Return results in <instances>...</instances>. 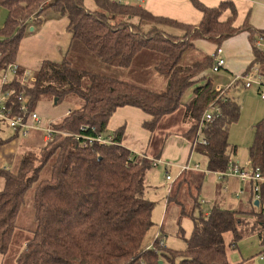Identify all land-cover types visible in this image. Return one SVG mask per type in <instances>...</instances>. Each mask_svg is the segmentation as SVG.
<instances>
[{"label": "trees", "instance_id": "1", "mask_svg": "<svg viewBox=\"0 0 264 264\" xmlns=\"http://www.w3.org/2000/svg\"><path fill=\"white\" fill-rule=\"evenodd\" d=\"M94 1L95 9L88 8L85 0H0V6L8 10L0 27V72L15 63L31 23L38 25L46 6L68 19L67 30L71 33L61 61H43L33 71L32 79L26 77V81H22L25 69L19 68L12 82L3 85L2 92H10L11 115L23 113L20 93L28 98V111L49 99L54 103L57 98V105L69 95L81 100L80 106L52 121L54 128L73 135L58 133L44 141L43 132H35L31 137H37V143L20 155L18 168H0L4 180L0 189V255L8 253L27 192L33 190L35 227L15 264H251V258L232 262L228 253L238 248L240 226L248 223V216H254L262 228L258 236L260 253L264 254V185L260 197L255 198L259 211L244 212L215 204L207 216L198 201L191 210L180 201V187L171 190L169 201L179 204L180 218H192V233L185 237L182 232L185 247L180 250L165 246L161 233L151 247H144L155 207V201L146 195L152 160L122 144L124 128L108 134L107 126L117 108L135 106L150 116L143 126L154 132L165 116L183 104L185 115L192 121L187 133L192 134L202 124L206 143H198L195 150L207 156V170L227 171L238 151L237 145L229 141L230 129L241 113L239 101L229 91L240 84L245 87V82L237 79L228 89H216L205 74L213 68L214 59L199 50L196 42L206 40L219 47L246 31L253 61L243 75L255 67L264 75V51L255 45L256 31L248 18L236 24L234 1L209 7L200 0H190L202 12L198 24L154 14L138 2ZM227 10L230 15L223 19ZM71 52L119 67H130L140 53L150 56L159 52L164 57L155 69L166 77V86L154 90L78 68L68 58ZM190 54L197 58L187 62ZM202 79L205 83L195 86L192 98L183 102L185 91ZM212 108L214 120L206 122L204 114ZM75 134L112 135L113 143H90L74 138ZM15 138L17 134L0 139V144ZM84 142H89L86 147ZM248 154L252 167L264 173V119L255 126ZM228 234L232 235L230 240Z\"/></svg>", "mask_w": 264, "mask_h": 264}, {"label": "crops", "instance_id": "2", "mask_svg": "<svg viewBox=\"0 0 264 264\" xmlns=\"http://www.w3.org/2000/svg\"><path fill=\"white\" fill-rule=\"evenodd\" d=\"M124 1L130 3L138 2L154 14L175 18L181 22L198 24L202 19V12L195 8L190 0ZM200 1L209 7L218 6L222 1H234L238 13L236 24L241 25L248 18L251 27L256 31L255 45L264 51V0ZM42 15L39 17L40 21L38 25L31 23L28 30V32H30H27L25 38H23L15 61L20 68H24L25 71H28L31 77L33 71L38 70L43 61H61L67 53L68 45L71 40V33L67 30L68 19L66 17L52 16L50 19H45L42 18ZM228 15H230V10L225 11L223 19ZM31 27L33 28L31 29ZM261 31L263 32L261 33ZM211 44L213 45V43L206 40H198L196 42L197 48L208 55H212L217 47V45L213 47L214 45L212 46ZM221 46L224 51L223 56L226 62L224 70H227L234 77L243 75L253 61V51L249 33L246 31L240 32L225 40ZM165 83L166 81H161L159 87ZM216 86L218 87V85ZM2 88L3 85L0 79V92H2ZM49 101L50 100L43 101L37 105L36 110L38 113L44 115L42 111L49 112L56 116L55 119L58 120L67 115L68 110L71 109L67 108L64 102L60 104L64 106L62 109H50L49 111L47 105L58 106ZM184 111L185 109H181L180 111L165 116L158 124L156 130L150 132L143 126L144 122L150 118L145 111L135 106H122L117 108L115 113L111 116L107 126V132L111 134L120 128H124L122 144L125 147L137 155H145L149 158L159 159L160 163L154 168L163 166L165 168V174L169 173V169L170 171L171 169H179L175 181L170 183L169 192H171V190H176L178 187H180L181 191L182 186L188 184V187H191L193 195H196L195 201H197L198 195L201 193L204 181L206 180V172L203 173L195 169L187 171L182 170L183 166L190 162L193 151H196L193 143V133H187L192 125V121L184 115ZM179 113L183 121L181 119L172 121L173 115ZM167 121H169V124H166ZM35 132L38 133V131L35 130L28 137H24L28 139L29 146L37 143V137L36 139H32L31 137ZM0 133L6 134V136L0 135V139H5L14 135V133L7 130L5 127L0 129ZM24 138H15L2 144L14 143ZM161 138L163 141L158 144L157 140ZM0 149H2V152L6 153L9 147L5 144V146H2ZM249 161L250 158L248 154V162ZM1 165L0 162V168L2 167ZM150 171L147 173L146 180L150 175ZM208 172L216 176L213 179L216 184V189L213 194V205L221 204L226 208L237 209L244 212L255 211L252 205L255 204L257 199L255 200L252 186L249 182L242 181L237 175H230L221 179L217 173ZM148 186L151 185L148 184ZM199 190L200 193L198 194L197 192ZM194 191L197 194H195ZM241 198L245 200L243 203H241ZM198 202L200 203V201ZM167 203V208H165L166 212L168 211V206L174 202L168 199ZM200 206L202 208L201 203ZM250 208H252V210H249ZM210 209L206 212L204 211L206 216L209 214Z\"/></svg>", "mask_w": 264, "mask_h": 264}, {"label": "rangeland", "instance_id": "3", "mask_svg": "<svg viewBox=\"0 0 264 264\" xmlns=\"http://www.w3.org/2000/svg\"><path fill=\"white\" fill-rule=\"evenodd\" d=\"M85 5L91 9L96 8L94 0H85ZM52 16L61 17V15L55 12L50 6H46L42 18L50 19ZM7 17L8 10L3 6H0V27L4 25ZM33 24H35V22ZM213 45V47L216 46L215 43H213ZM200 54L201 53L197 50V56H200ZM197 56L190 54L186 58V61L190 62L197 58ZM163 57L164 55L159 52H156L150 56L147 54V52H143L136 56L130 67H119L108 65L102 62L99 58L90 55H82L75 52H71L68 55L71 63L78 68L88 69L96 73L121 78L144 86H149V88L154 90H160L166 86L165 83L159 87L161 81H166V77L159 74L155 69V65ZM251 73L252 72H250L248 75H244L243 81H246L247 76H250V79H255L256 75H252ZM205 74L206 79H212L214 84L221 86L223 89H228L236 81L235 77L227 70H224V68H222L219 72H214L212 69H209ZM206 79L200 80L192 87L187 89L183 94L182 101H189L193 96L194 87L204 84ZM229 92L232 96L237 98L241 105L240 117L238 121L231 126L229 134L230 143L232 145H237L238 147L237 154L232 160L240 166H246L248 163V150L254 140L255 126L264 119V101L261 99V93L258 92L256 84H254L251 88L244 87L240 84L235 89L232 87ZM49 100L51 101V99ZM65 103L67 108H74L80 106L81 100L74 95H69L66 97ZM62 107L64 106L47 105L49 111L50 109L60 110ZM181 109H185L183 104L177 111H180ZM42 112L44 115H41L40 113L39 114L45 122L57 121V119H55L56 116L46 111ZM181 117L182 116H180V113L175 114L173 115L172 121L175 119H181L183 121V118ZM166 124H169V121H167ZM0 135L6 136L5 133H0ZM162 141V138L158 139L157 143L159 144ZM5 144L9 147V150L4 153L1 151L2 149H0L1 166L17 169L20 155L26 149H29L32 146L28 145V139L26 138L19 139L14 143L10 142ZM5 144H0V148L5 146ZM207 162L208 158L206 155H203L197 151H193L190 162L187 163L191 169L192 167L199 165L200 171L203 173L206 172V180L204 181L202 191L201 193L200 190L197 192L198 194L200 193L198 195L197 201H200L202 204V209L205 212L208 211L213 205V194L216 189V184L213 181L216 176L208 172L206 167ZM177 171H179V169H171V171L169 169V173L165 174V168L163 166H160L159 168L153 167L146 180V195L155 201V207L152 213L153 225L145 235L143 242L144 247H151V245L154 244V241L162 234L165 240V246H167L169 249L180 250L185 247V241L182 232H184L185 237H189L191 235L193 230V220L188 216L180 218V206L178 203H171V205L168 206V211L166 212L165 210V208H167V201L170 196V183L175 181L178 174ZM167 175L171 176V181H167ZM148 184L152 187L148 186ZM3 185L4 180L2 177H0V189L3 188ZM180 192V201L184 203L189 210L193 209L196 195H193L191 187H188V184L183 185ZM32 199L33 190H30L27 192L25 204L20 211L17 221V228L15 230L10 249L6 255H0V264H15L18 253L24 248L26 241L32 236V230L35 227ZM243 201L245 200L241 198V203H243ZM252 208L255 211L260 210V208L256 207L254 204L252 205ZM252 208L249 210H252ZM195 213L198 214L199 211L197 210ZM247 221V224L240 226L239 232L241 237L238 239V248L229 249L228 256L232 262L251 258L249 263L258 264L261 256L263 255V253H260L262 246L258 236L262 228L257 224L256 217L254 216H248ZM231 238L232 235L228 234L227 239L230 240Z\"/></svg>", "mask_w": 264, "mask_h": 264}, {"label": "built area", "instance_id": "4", "mask_svg": "<svg viewBox=\"0 0 264 264\" xmlns=\"http://www.w3.org/2000/svg\"><path fill=\"white\" fill-rule=\"evenodd\" d=\"M223 48L219 46L215 49L212 54L214 59V66L212 70L214 72H219L222 68H224L226 62L223 56ZM19 66L16 63H12L6 69L0 72V79L2 85L8 84L12 82L14 76L18 74ZM252 75H256L255 79H250V76L246 78V81H243L244 75H238L235 77L237 80H242L245 82V87L251 88L254 84L257 85V89L261 93V99L264 101V75L260 73L259 68L255 67L251 70ZM248 75V74H247ZM26 77H31L28 71H24L22 81H26ZM32 79V77H31ZM216 89L222 90L221 86H216ZM10 97V92H0V129L5 127L7 130H10L12 133L17 134L18 138H24L31 135L33 131H42L43 132V140L48 141L52 138L54 134H68L73 135L68 132H63L57 130L53 127V123L45 122L38 111H28V107L26 102L28 101L27 96L20 93L19 100L21 102L20 110H22V114L19 115H11L10 108L8 107V100ZM215 108L211 110H207L204 114V120L206 122H211L214 120V113L213 111ZM70 111L67 112V114ZM201 136V138H200ZM193 143L196 146L198 143L203 142L206 143L203 134H202V124H200L195 131L193 132ZM74 138L79 139H87L90 143L97 141L102 144H111L113 143L112 135L108 136H82L74 135ZM89 142H84L85 147L88 145ZM149 158V157H148ZM152 160L153 167L158 166L160 163L159 159L150 158ZM191 168L189 165L183 166V171L190 170ZM192 169L200 170L199 165L192 167ZM218 174L219 178H225L230 175H237L242 181L249 182L253 187V193L255 194V198L260 197V190L261 186L264 185V173L260 170V168H253L251 165V161L247 163L246 166H240L236 162H231L228 170L225 172H215ZM167 180H171V176L167 175ZM152 246V245H151ZM261 259H264V254L261 256Z\"/></svg>", "mask_w": 264, "mask_h": 264}, {"label": "water", "instance_id": "5", "mask_svg": "<svg viewBox=\"0 0 264 264\" xmlns=\"http://www.w3.org/2000/svg\"><path fill=\"white\" fill-rule=\"evenodd\" d=\"M32 28H33V27H31V29H32ZM57 103H58V99L56 98V99L54 100V104L57 105ZM255 205H256V206L259 205V201H258V200H256ZM258 264H264V260H263V259H260L259 262H258Z\"/></svg>", "mask_w": 264, "mask_h": 264}]
</instances>
